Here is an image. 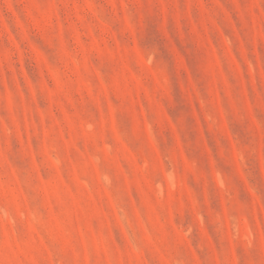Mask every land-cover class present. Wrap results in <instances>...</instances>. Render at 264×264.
Instances as JSON below:
<instances>
[{"label":"rangeland","instance_id":"rangeland-1","mask_svg":"<svg viewBox=\"0 0 264 264\" xmlns=\"http://www.w3.org/2000/svg\"><path fill=\"white\" fill-rule=\"evenodd\" d=\"M0 264H264V0H0Z\"/></svg>","mask_w":264,"mask_h":264}]
</instances>
